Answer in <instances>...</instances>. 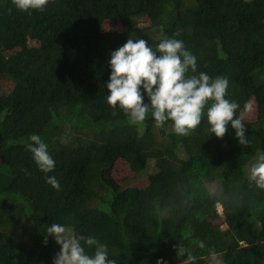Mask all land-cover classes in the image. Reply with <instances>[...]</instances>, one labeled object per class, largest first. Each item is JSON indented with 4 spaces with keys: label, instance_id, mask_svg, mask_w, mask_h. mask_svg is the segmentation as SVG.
Wrapping results in <instances>:
<instances>
[{
    "label": "trees",
    "instance_id": "1",
    "mask_svg": "<svg viewBox=\"0 0 264 264\" xmlns=\"http://www.w3.org/2000/svg\"><path fill=\"white\" fill-rule=\"evenodd\" d=\"M263 15L264 0H49L29 12L0 0V264H53L52 223L106 244L117 264H182L178 245L195 264H264V189L249 180L264 156ZM165 36L196 57L188 75L228 79L248 145L231 125L217 138L206 116L179 136L171 121L156 127L151 110L132 124L108 104L110 53L128 39L155 50ZM32 134L53 171L27 150ZM121 157L146 185L115 187ZM152 160L154 171L142 172Z\"/></svg>",
    "mask_w": 264,
    "mask_h": 264
},
{
    "label": "clouds",
    "instance_id": "2",
    "mask_svg": "<svg viewBox=\"0 0 264 264\" xmlns=\"http://www.w3.org/2000/svg\"><path fill=\"white\" fill-rule=\"evenodd\" d=\"M12 2L17 9L29 12L30 9L43 11L49 0ZM110 57L111 73L106 85L110 94L107 95V102L113 109L119 107L132 124L143 123L151 110L156 127H163L171 121L175 134L190 136L206 116L210 133L217 138H223L231 125L239 144H249L243 119L237 116L240 105L226 98L228 79L219 76L213 79L205 72L188 75L190 70L196 73L197 61L183 41L165 36L153 50L144 39H128L123 46L112 51ZM145 93L149 103L144 102ZM29 140L31 143H27L26 148L33 154L38 168L43 173L53 171L55 161L48 152L47 144L37 134H32ZM249 180L264 189V156L251 166ZM46 182L60 189L55 177L47 176ZM48 236L61 246L53 264H117L115 259H109L107 245L92 236H76L72 230L57 223L46 229L45 244ZM198 243L204 248L203 241ZM85 246H95L94 253L89 255ZM185 253L187 258L182 264H195L196 257L178 245L177 256L183 257ZM211 255L215 260L214 251ZM158 264L161 262L158 261Z\"/></svg>",
    "mask_w": 264,
    "mask_h": 264
},
{
    "label": "rangeland",
    "instance_id": "3",
    "mask_svg": "<svg viewBox=\"0 0 264 264\" xmlns=\"http://www.w3.org/2000/svg\"><path fill=\"white\" fill-rule=\"evenodd\" d=\"M264 18L263 16L259 17V20L262 21V19ZM144 21V17H141L140 23H142ZM116 28L120 29L125 27V25L118 23L117 25H115ZM34 44H37L36 40H31ZM264 75V73H263ZM259 78H264V76L259 75ZM10 81V80H9ZM11 84V81L8 83ZM253 99H255L254 97L251 99V102L254 101ZM249 117L251 120H255L256 119V108L254 106H252L249 109ZM255 164V163H254ZM253 164L250 165V168ZM155 169V164L154 161H150L148 162V166L142 171L144 173H147L149 175V173L153 172ZM112 172V173H111ZM110 173L113 175V177L115 178L116 181H114L115 183H113L115 185V187L117 188H122L124 186H128V185H146L148 183V180L146 182H143L142 180L139 179V175H137V173L135 171H133L132 169H130V166L128 164L127 159L121 157L119 158L116 163L114 168L112 169ZM109 173V175H110ZM108 175V176H109ZM209 187L211 188L212 191H216L217 187H218V182H212L209 184ZM219 210L222 211V206L219 205Z\"/></svg>",
    "mask_w": 264,
    "mask_h": 264
},
{
    "label": "built area",
    "instance_id": "4",
    "mask_svg": "<svg viewBox=\"0 0 264 264\" xmlns=\"http://www.w3.org/2000/svg\"><path fill=\"white\" fill-rule=\"evenodd\" d=\"M159 261L162 262V263L164 262V261L162 260V258H160Z\"/></svg>",
    "mask_w": 264,
    "mask_h": 264
}]
</instances>
